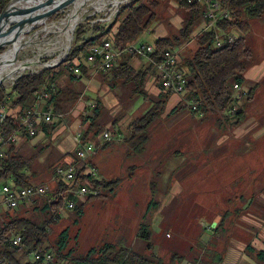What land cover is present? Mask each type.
<instances>
[{
    "label": "rangeland",
    "instance_id": "obj_1",
    "mask_svg": "<svg viewBox=\"0 0 264 264\" xmlns=\"http://www.w3.org/2000/svg\"><path fill=\"white\" fill-rule=\"evenodd\" d=\"M131 1L128 0L118 7H113L111 4L103 6L99 0H90L82 21L75 31L74 42L69 54L76 46V32L80 26H84L86 32L84 40H90L97 35L93 32L96 23L105 29L111 27L119 9ZM101 5L103 10L98 11L97 8ZM68 13L69 9L65 7L58 13L39 21L35 27L32 23L25 32L24 42L31 45L33 41H38L40 45H43L45 42L57 38L58 35L49 34L44 29L66 20ZM158 14V20L152 28L160 23L165 27H172L178 23L177 25L181 24L182 28V20L184 21L186 15L173 0L164 3L158 10ZM17 23L14 22L11 27ZM173 32L170 30L168 37L173 36L171 35ZM246 37L252 51V58L247 62V75L243 86L254 88V93L250 100H245L242 103L247 114L243 119L245 123L242 125H253L251 134L250 131L247 135L246 132L240 135L235 133L241 129L246 130V126L237 128L232 124H214L215 121H222L221 117L218 118L220 115L223 119L225 118L226 115L221 113L218 114V117L217 115H209V117L202 119L198 114H194L197 118L195 116L189 117L187 124H180L168 133H166L165 124H160V118L149 129V141L142 153H134L132 147L128 145V153L131 154V159L126 162L123 160V169L117 177L122 182L114 192H110L106 188L102 189L101 198L89 201L84 210L82 207L80 208L83 211L82 214H78L79 209L77 211L63 209L59 211V217L55 216V220L57 218L58 220L49 227L48 246H55L60 240V235L67 232L66 246L61 254L66 259L59 261L56 257V250H53L57 262L71 264L67 261L69 257L71 261L86 257L92 251H97L107 244L121 245L122 243L137 251H143L145 247L143 243L137 240L136 235L145 216H147L152 200L153 203L160 204L159 208L151 209L152 212L148 214V218H151L155 251L166 259H169L172 252H178L187 258L196 257L201 250L198 244L202 243L209 246L215 241V229L221 224L224 216L226 220L222 222L220 232L222 237L219 241L217 240V247L221 251L227 250L226 258L228 251L233 248L232 239L237 237L240 220L243 217H251L261 226L264 222V75L258 80H253L254 77H250V72L251 70L258 72L260 67L264 65V19L252 20ZM142 38L146 41L159 39L157 35L147 32L142 35ZM15 40L16 38H12L8 44L6 43L1 54L11 48ZM60 42L62 41L52 45ZM177 51L180 59L183 60L184 56L190 54V47L182 52L179 49ZM41 52L37 45L31 46L20 51L15 59L20 62H27L38 57V60L43 64L51 63L61 54L62 49H56L42 55ZM80 57V62L84 63V54ZM43 70L45 68L42 66L40 68L35 65L33 70H27L21 76L30 73L37 74ZM255 73L254 75H256ZM15 82L16 80L1 83L0 86L10 89ZM187 102L185 105L186 108H189ZM10 107V104L7 105L9 110ZM76 108L77 106L74 110ZM179 129L183 131L182 139H179L181 136V133L177 131ZM232 137L241 138V140L234 139L233 145L231 142L220 145L223 140ZM52 140L54 141V138ZM52 140L51 142L48 141L46 145L37 143L35 140L36 143L29 141L24 146L25 148L22 142L17 145L28 158H31L34 153L36 154L39 149L42 148L43 150L46 147L41 156H36V158H32L33 160L30 159L32 160V171H28V173H38L31 178L32 185H49L52 189L56 188L53 167L62 160H58L53 149L54 145L51 144ZM180 140L182 141L180 142ZM179 147L183 149L185 156L179 158L180 162L172 161L173 164H167L168 166L162 168L161 161L166 158L167 154L173 152L175 155L182 152V150L179 151ZM222 154L224 155L222 156L223 160L217 161ZM190 155L191 157L188 158ZM134 157L135 159H132ZM210 158L211 160H209ZM178 162L182 167L177 170L176 167L172 166ZM133 164L134 166L130 167ZM252 164H254V168L250 167ZM211 165L213 166L211 167ZM230 167L235 170L234 174L239 178L237 181H233L231 186H229ZM160 173L163 174L164 180L169 181V184L165 185L160 180ZM38 201V204L41 205V199ZM33 207H28L26 211L16 212V214L21 213L36 221H43L51 217V214L42 211L41 207L37 209ZM6 213L7 210L0 207L1 223L6 220ZM248 244L251 243L247 242ZM245 255L255 264H258L248 254L246 248ZM17 257L20 258L21 262L30 261L27 251L24 249L20 251Z\"/></svg>",
    "mask_w": 264,
    "mask_h": 264
},
{
    "label": "trees",
    "instance_id": "obj_2",
    "mask_svg": "<svg viewBox=\"0 0 264 264\" xmlns=\"http://www.w3.org/2000/svg\"><path fill=\"white\" fill-rule=\"evenodd\" d=\"M172 0H132L129 4L121 7L111 27L105 29L99 23L94 25L93 32L97 35L90 39L84 40L86 34L84 26L76 32V46L71 51L67 59L58 67L54 69H45L40 73L26 74L21 76L15 84L7 89L0 86V108L3 105H9L10 108L18 110V112L11 113L7 117L6 122L2 126V131L5 136H8L19 130L22 140L24 138L23 147L29 141L36 137H30L25 128H19L18 117L27 116L33 113L32 106L36 101V96L45 87L50 91L49 99L45 104L46 111H52L55 114L67 115L77 105L82 98L85 90V85L82 82L83 78L89 79L90 67L80 65L81 73L76 75L73 71L75 62L80 61V56L84 54L87 56L89 49L102 43L104 39L112 38L115 45L121 50H125L130 44L139 41L143 33L157 22L160 7ZM179 9L185 12L183 26L179 33L171 37H165L156 40L154 43V51L150 53V59L154 64L159 63L164 53L168 50H176L184 45L190 47V54L181 58V65L187 71V86H186V101H194L198 104V110L192 112L198 114L202 119L209 117V115L225 114L231 108L236 106L237 110L234 116L229 117L225 114L224 120L233 119V126H239L244 119V109L236 105L238 95L234 90V86L245 83V74L247 72V62L252 58V51L249 48V42L246 37L250 29V22L252 20L264 19V0H173ZM206 2H219L222 6H228L231 11L229 18L223 19L217 23L216 26L210 30L204 31L201 34L194 36L195 30L201 25L205 19ZM11 0H0V16L7 10ZM232 30L239 32L237 39L229 44L226 43L221 46H216V37L222 36L227 39L233 36ZM193 45V48L191 46ZM3 52L0 49V54ZM132 56L129 53L123 54L119 65L112 71L104 72L114 73V80L112 85L121 83L125 85L127 90L133 96L143 97L151 106L149 110L140 118H138L131 128V136L129 145L132 147L134 153H142L149 141V129L160 120L165 112L167 100L172 94L171 91H166L162 87V94L157 97H151L145 90L147 78L151 72V67L139 72H135L128 65V59ZM152 64V65H154ZM63 79L64 82H60ZM159 80V79H158ZM61 83H63L61 85ZM254 88L242 94L250 100L253 96ZM188 104V103H187ZM189 105V104H188ZM186 106V105H185ZM185 106L179 110H184ZM189 107V106H188ZM10 109V110H11ZM87 111H91V115L83 114L81 116L82 132L81 142L85 143L96 139L104 133L107 123L110 121L109 112L103 107L99 99H96L92 106L87 107ZM178 113L175 112V114ZM174 115V114H173ZM223 117L220 115L218 118ZM52 123V122H51ZM40 125L37 124L39 130ZM57 128L56 124L44 123L41 130L46 133L54 132ZM18 144L9 145L5 149V158L0 166V185L10 184L13 186H29L31 178L38 175L35 173L29 174L32 171L31 162L36 156H41L42 151L46 147L39 149L31 158L24 155ZM25 148V147H24ZM23 148V149H24ZM53 167V177L58 167H67L65 158ZM33 158V159H32ZM32 159V160H30ZM75 166L79 161L77 153H75ZM70 165H74L73 163ZM85 163L77 167V184L82 185L86 179L85 177ZM122 180L117 178L115 180L96 182L95 187L98 188L99 194L97 196L89 197L85 202H77L75 211L79 209L78 214H82V209L89 201L96 200L102 197V189L106 188L110 192H114L120 185ZM67 187L60 184L56 187L55 193L49 192L48 197L34 198L29 202H24L18 208L7 210L5 214L6 220L0 222V264H33L30 261L21 262L17 255L21 250L40 249L45 251L57 252L56 257L59 261H63L66 257H62L63 250L66 246L67 232L60 235V240L53 247L48 246V237L50 225L55 223V218L59 215V211L66 209L63 198L55 200L54 196L57 194L66 195ZM71 197V196H70ZM41 199V205L39 201ZM48 199V200H47ZM35 204V205H34ZM41 207L44 212H49L51 217L43 221H36L30 219L23 214H16V212L26 211L28 207ZM160 204L152 203L149 206L140 228L137 232V240L143 243L145 249L137 251L125 244L121 245H104L97 251H92L88 256L70 260L71 264H224L227 250H219L217 247V240H220L222 229V222L226 220L224 216L221 224L215 229L216 239L209 246L202 243L198 244L200 252L196 257L187 258L178 252H172L169 259L159 255L155 251V244L153 241V230L151 228V218L148 214L152 210L159 208ZM2 207V206H0ZM33 207V208H34ZM82 207V209H80ZM4 208V207H3ZM152 209V210H151ZM73 210V211H74ZM14 212V213H12ZM12 213V214H11ZM56 216V217H55ZM14 234L21 235L23 239V248L15 247L11 244V238ZM246 251L253 260L258 264H264V251L256 249L251 244H248ZM71 256V255H70ZM63 259V260H62ZM57 261V259H56ZM63 264V263H61Z\"/></svg>",
    "mask_w": 264,
    "mask_h": 264
},
{
    "label": "crops",
    "instance_id": "obj_3",
    "mask_svg": "<svg viewBox=\"0 0 264 264\" xmlns=\"http://www.w3.org/2000/svg\"><path fill=\"white\" fill-rule=\"evenodd\" d=\"M169 22L172 23V21ZM177 24L178 23H176V25L172 27L167 25H166L167 27H165L160 23L156 25L154 28L151 27L152 29L149 28L146 32L148 34L157 35L159 39L165 38L168 37L169 34L168 32L170 30L174 31L171 35H176L179 33L181 29V24L179 26ZM207 30H210V28L208 27V22L203 21L201 25H199V27L195 30L194 36H197ZM232 33L234 35L239 36V32L236 30H232ZM142 35L138 39L139 42L141 41L146 45L154 46L156 40L146 41L144 38H142ZM188 47H186L185 45L181 47L182 49L179 48V50L180 52H182ZM152 64L154 63L150 59V55L130 56L128 59L129 67L132 68L135 72H139L151 67V72L149 73V76L147 78L145 90L151 97L157 98L162 94L163 91L159 84L158 70L156 68V65L155 64L152 65ZM89 69L92 70V73H90L89 79L86 78L82 79V82L85 85V90L82 94V98L76 105L77 106L76 110L73 109L69 114L64 115L62 119H55L52 123H50L57 125V128L54 132H50V133L44 132L43 130H41V126L44 123L38 122L37 124L40 125L39 135L36 137V139H32L31 142L33 141V143L37 142L46 145L48 141L51 142V140L54 138L55 142L52 140L53 142L51 144L54 145L53 149L57 154L58 160L65 155L67 156L64 159L66 164L70 165L73 163L75 165L76 163L75 153L81 142V138L79 136V134H81L82 132L81 116L83 114L91 115L92 113L91 111H87V107L92 106V103L96 99H99L103 107L109 112V117L111 118L104 130V132L109 133L110 140L104 143L102 140L99 141L98 138L93 139L92 141L94 142L97 140L96 141L97 144L100 143L97 146L94 154L89 156L86 160H81L79 158L78 159L82 163L86 164L85 170H88V168H94L97 171L99 178L102 179L103 181L114 180L119 176L120 172L123 169L124 166L122 163L123 160L126 162L131 159V154L128 153L131 128L133 127L135 121L141 116H143L149 110L151 105L147 101L145 102L143 97L133 96L131 92L127 90L125 85L122 84V82L112 85L111 82L114 80L113 72L104 73L102 71H98L94 67H90ZM255 72L256 71L251 70L250 77L252 78L254 77L253 80H258L259 77H262L264 75V65L260 67L258 72L256 73ZM254 73L256 75H254ZM246 75L247 72L245 74V78ZM60 82H64L63 79ZM241 88L245 93L252 89V87H244V86H242ZM245 100H247V97L242 95V99L237 101L236 105L244 109L242 103ZM185 103L186 100L183 95L172 93L168 98L165 107V112L160 120L161 122L160 124H165L166 126L165 128L166 133L173 131L180 124H187L188 119L191 116H195L197 118V116L190 111V108H186ZM183 106H185V109L180 111L179 109ZM31 109L34 110L33 112L45 110V104H42L40 106L38 105V102L35 101ZM11 111L12 113L18 112V110L16 109H13ZM177 111L178 113L175 114V112ZM244 113H245L244 117H246L247 114L245 110ZM233 122H234L233 119H230V121L223 119L220 122L215 121L214 124L226 125V124H233ZM244 123L245 122H242L240 124L241 126L239 125V127L236 126L237 128L246 126L245 127L246 130L241 129L240 131H236L235 133L237 135H240L243 132H246L247 135L249 131L251 134V128H253V125L252 126L248 124L242 125ZM177 131L178 133L179 132L181 133L179 139H182L183 137L182 129H179ZM171 138L174 139L173 136H171ZM234 139L241 140V138L232 137V138H227V140H223L221 143L220 142L219 143L220 145H224L228 142H231V145H233L235 142ZM34 140L36 142H34ZM181 141L182 140H180V142ZM20 142L23 143L24 138L23 141ZM180 150H182V152H180L179 154L174 155L173 152L167 154L166 158L161 161L162 162L161 167L164 168V166H168L167 164L169 165L173 164L172 161L180 162L179 158L185 156L183 149L179 147V151ZM222 156L224 155L222 154L217 159V161H222L223 160ZM190 157L191 155L188 156V158ZM132 159H135V157ZM197 160L200 161L203 159H197ZM209 160H211V158ZM179 162L177 163L178 165L175 164L172 167H176V169L178 170L180 167H182V165L179 164ZM82 163H78L76 168L79 167ZM131 166H134V164L130 165V167ZM212 166L213 165H211V167ZM250 167L254 168V164L250 165ZM234 171L235 170L232 169V167H230L229 186H231L233 181H237L239 179L238 177L235 176ZM160 178H161L160 180H162V182L165 185L169 184V181L167 182V180L163 179V174H161ZM155 189L157 190V187H155ZM232 241H233V248H231L228 251L227 258L225 259L224 264H255L251 259H249L247 255H245V248L247 247V242H250L251 245L254 246L256 249L264 251V222H262L260 226L257 223V221H254L251 217L250 218L243 217V219L240 220L237 237H234Z\"/></svg>",
    "mask_w": 264,
    "mask_h": 264
},
{
    "label": "built area",
    "instance_id": "obj_4",
    "mask_svg": "<svg viewBox=\"0 0 264 264\" xmlns=\"http://www.w3.org/2000/svg\"><path fill=\"white\" fill-rule=\"evenodd\" d=\"M192 2L193 0H188ZM204 1V0H200ZM205 19L208 22V27L213 28L217 23L223 19L231 16V11L228 6H222L219 2H206ZM113 16V14H112ZM237 39V36L233 35L227 39L222 36L216 37V46H223L226 41L231 44ZM176 50H168L164 53L162 60L155 64L158 70V79L162 83V87L166 91H171L174 94L185 96L187 86V71L181 65V59L179 52ZM154 51V46L146 45L143 42H135L130 44L125 50L118 48L113 39L107 38L100 44L92 46L86 57H84V63L82 61L75 62L76 65L72 68L76 75H80V65L86 67H94L98 71L108 72L115 69L125 53H129L132 56H147ZM234 90L237 93L244 94L240 85H235ZM242 94L238 95V99H242ZM50 91L45 87L36 96L38 105L46 104L49 99ZM190 111L196 112L198 110V104L194 101L188 102ZM236 106L231 108L229 112L225 113L229 117H232L236 113ZM10 110L7 105H3L0 108V166L5 158V149L9 145L18 144L21 140V133L19 130L14 133L5 136L2 131V126L6 122L7 117L10 114ZM64 115L55 114L52 111H35L27 114V116L18 117L19 128H25L30 137H36L39 134L37 129V123H51L55 119H62ZM79 136H81L79 134ZM105 143L110 140L108 132H104L99 139ZM97 141V140H96ZM96 141H88L85 143L80 142L76 153L79 159L86 160L89 156L96 151ZM86 179L82 185L77 184V168L75 165H68L67 167H58L54 175V183L56 187L60 184H64L67 187L66 195L57 194L54 196L55 200L63 198L64 205L67 210H74L77 206V202H85L91 196H97L99 190L94 186L96 182H100L97 171L94 168H88L84 172ZM55 193L56 188L52 189L49 185H29V186H13L10 184L0 185V206L7 210H13L18 208L24 202H29L34 198H47L48 193ZM71 196V197H70ZM11 244L15 247L23 248V239L21 235L14 234L11 238ZM27 256L33 264H61L56 261L55 255L51 251H45L40 249L25 250Z\"/></svg>",
    "mask_w": 264,
    "mask_h": 264
},
{
    "label": "bare ground",
    "instance_id": "obj_5",
    "mask_svg": "<svg viewBox=\"0 0 264 264\" xmlns=\"http://www.w3.org/2000/svg\"><path fill=\"white\" fill-rule=\"evenodd\" d=\"M102 2L103 6L111 4L113 7H118L120 4H123L124 2H127L128 0H99ZM90 2V0H76L69 5H67L66 8L69 9L68 17L66 20H63L61 23H57L51 26H48L47 28L44 29L49 34H55L58 35L57 38L51 39L47 42H45L43 45H40L38 41H33L31 45L27 42V45L24 43V36L25 32L28 29V27L31 24H26L21 28L22 22H24L27 18H33L35 16L44 14L47 12L50 7H45V8H40V9H35L33 13L28 15H24L23 13H15L20 9H27L31 8L34 6H39V5H32V6H25V7H20L14 13L12 14L10 18V26L8 28H12V24L15 22H18L16 25H18L14 30L13 33L11 32L7 36V44L10 42L12 39V36L16 34V32L21 31L20 36L16 37V40L11 48H9L7 51H5L3 54L0 55V84L1 83H7V82H13L19 78L25 71L27 70H33L35 68V64H39L38 57L35 59H31L27 62H19L15 58L17 54L22 51L27 49L28 47L31 46H36L40 49V54H46L51 51H54L56 49H62L61 54L49 63L48 65H53L58 63L59 60L64 58L66 54L68 53L70 49V45L74 41V33L82 21L83 14L86 12V7L87 4ZM97 4V3H96ZM103 6H99L97 9L98 11L103 10ZM115 12V11H114ZM113 12V13H114ZM15 25V26H16ZM7 31V28H6ZM24 34V35H23ZM36 36V35H35ZM26 39V38H25ZM35 39V38H34ZM58 41H62L56 45H52L53 43H56ZM12 43V42H11ZM36 65L37 67L41 68V65ZM47 65V66H48ZM46 67V66H44Z\"/></svg>",
    "mask_w": 264,
    "mask_h": 264
},
{
    "label": "water",
    "instance_id": "obj_6",
    "mask_svg": "<svg viewBox=\"0 0 264 264\" xmlns=\"http://www.w3.org/2000/svg\"><path fill=\"white\" fill-rule=\"evenodd\" d=\"M74 1H76V0H11L7 10L0 16V49H2L5 46V44L9 41L6 39L7 36L11 32L13 33V30L18 26V25H16V26H13L12 28H8L10 26V22H11L10 18L12 16V14L14 13V11H16L18 8H20L22 6L39 5V6L27 8L25 10L20 9L17 12H15L16 14L17 13H23L24 15L29 16V14L33 13V11L35 9L50 7V9L47 12H45L44 14L35 16L33 18H27L21 24L22 25L21 28L23 26H25L27 23L28 24L33 23L32 25H33V27H35L39 21L58 13L59 11H61L62 9L67 7V5H69L70 3L74 2ZM6 28H7V31H6ZM20 34H21V31H18V32H16V34L14 36H12V38H16V37L20 36ZM24 44L27 45V43H24ZM72 44L70 45V49L72 47ZM70 49H69V51H70ZM69 51L66 54V56L64 58H62L61 60H59L58 63H56V64H53V65H48L49 63L43 64L42 62H40V60H39V63L45 69H54V68L58 67L59 65H61L67 59V57L69 56ZM17 56H18V54H17ZM17 56H16V58H17ZM35 65H39V64H35ZM44 66H46V67H44ZM19 77H21V76H19Z\"/></svg>",
    "mask_w": 264,
    "mask_h": 264
}]
</instances>
